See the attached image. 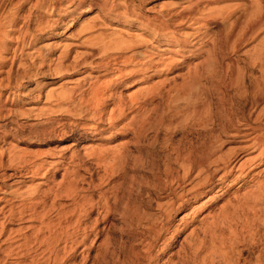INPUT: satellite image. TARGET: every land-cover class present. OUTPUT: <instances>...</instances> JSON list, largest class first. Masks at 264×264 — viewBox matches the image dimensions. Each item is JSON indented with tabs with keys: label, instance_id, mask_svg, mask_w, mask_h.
<instances>
[{
	"label": "bare ground",
	"instance_id": "obj_1",
	"mask_svg": "<svg viewBox=\"0 0 264 264\" xmlns=\"http://www.w3.org/2000/svg\"><path fill=\"white\" fill-rule=\"evenodd\" d=\"M64 1L66 2L64 7H60L59 5L58 8L70 14L82 10V6H84L86 0ZM99 1H103L105 3L102 2L104 6ZM228 1H235L237 3L224 7L215 6L213 8L211 6V4H221ZM106 2L104 0L93 1L94 5L102 8L103 11L106 10L107 12L105 13L114 22L121 24L120 27H116L117 29H112L115 31H112V34L110 33L111 35L106 31L104 33H107V35H100L102 34L100 33L98 34L99 36L95 35L97 37H91L93 34H96L97 28L102 24L98 25L95 23L94 25L92 23L93 25H90L88 23L89 25H82L78 31L77 44H80H76L80 48L86 49L85 53H81L82 51L80 52L81 54L77 52L78 55L76 53V56L71 60L72 52L69 48L71 45L69 44V46L66 45L62 48L60 54L54 59L55 61L52 59L54 62L50 61V63L46 60L48 58L45 59L46 55H43V52H39L40 50L37 51L39 53V56H37L41 58L38 65V67L40 66V72L41 68L46 65L48 66V71L45 72H49L48 75L51 76L50 81H41L42 87L45 88V86L55 84L54 82L58 80H66L67 82V79L75 76L78 77V75H82L83 77H79L74 86H63V83L61 85L63 87L61 88L60 86L61 89H56L57 91L53 90L51 92L47 91V105L45 109H41L38 112L34 110L11 111L7 114V117L16 115L21 118L34 117L35 120L42 118L44 120H41L39 124L34 126L36 127L33 130L34 139L46 140L47 138L53 137V140L60 142L73 140L75 146V142L84 140L87 135L92 134L95 137H100L105 132H111L113 129L117 130L121 125H123L120 129L121 133L133 134L135 138H141L144 135L145 129H147V125L149 122L151 123V119L155 115H159L158 120H160V123L164 122H161V120H165V117L157 111L156 104L158 102L156 103V101L158 99L165 101L167 99L166 97L168 99L173 97L174 101L176 99V106L174 104L170 120L176 118V122L182 121V123L183 120H186L189 122L188 124H190V121L195 124L198 122L197 124L201 127L200 129H203L208 134V137L210 136L211 141L209 143L207 141L205 146L200 149L196 148L197 150L194 148L195 150L189 149L185 151L184 149H178V147L174 149L176 156L174 155L173 164L175 168L170 165V160L168 161L170 163L168 165V171H166H170L171 180H173L171 183L173 185L171 184L172 188L168 193L164 192V190V195L160 198L163 201L171 199L161 202L162 204L159 203L161 215H157L159 217L155 220L159 225H162V230L157 231L155 228H151L153 230H151L153 236L147 242L145 241V245L142 244L145 246L144 253L140 254L138 252L137 254L131 252L134 256L130 259L131 263L129 261V264H156V261L152 259L153 257L150 253L155 246L154 243L165 234V229H168L167 225L171 223L174 214L180 210L187 209L192 202H198L202 196H206L208 199L198 207L206 208L207 205L209 206L215 200L213 195L225 190L228 191L233 185L238 184L239 187H246L247 189L249 184L254 181L251 173L264 162V120H262L264 118V110L261 111V115L259 111V117L258 119L256 118L257 120L254 123L247 120V117L245 118L246 115L242 120H235L236 123L232 120V114L226 109L224 111L226 102H232V99L229 97L231 95L228 93L229 96H224V92H222L223 95H221L219 103L223 107V115L220 116V120H208L210 106L206 98L199 92L200 90H198L204 88L202 81L217 78L218 72L215 65L219 59H215V50L216 47L218 48L220 41L217 46L215 43L217 37L215 36L216 32L213 31L212 26L220 24H225V26L227 24L228 26L229 24V28L224 27L227 30L230 29L227 32L228 34L226 30L225 34L223 32V35H228L226 36L227 38H224L229 44L231 43L232 48L228 45L226 46L234 51L238 49L247 37L250 38L260 30H263L264 0H186V3L184 5L182 4L183 6L181 8H172L165 13L162 12L153 16L145 14L140 9L145 0H131L133 6H137L139 9L126 5L128 2L123 8L119 6L107 7L108 3L106 4ZM207 3L208 7H206L207 5L204 6ZM36 7H38V2ZM240 11L243 13L237 17ZM11 21L16 23L14 20ZM46 29L48 28L38 25L37 30L39 34L34 35L31 33L30 35L32 42H37L44 38L46 36L44 34L48 32ZM109 30L111 31V29ZM219 34L222 35V32ZM38 35L44 36L39 38L37 37ZM87 36L88 38H86ZM222 40H224L223 37ZM221 43L223 42L221 41ZM209 45L211 47L213 45V47L208 48ZM224 47L225 45H222L221 48L223 49ZM228 47L226 48L228 49ZM34 52L36 50L32 53ZM187 56H191L192 58L205 57V59L202 60V63L200 62L201 64L199 63L194 68L187 69L188 71L182 74V84L175 86L169 84L170 87L168 88L167 81H164L165 78H163L164 80L161 79L162 82L159 81V83L154 82L155 84H152L150 82L155 76L161 73L165 74L166 71L168 73L172 71L175 65L183 66L186 63ZM223 56L221 55L222 59ZM175 57L176 60H174ZM259 61L264 62V47L257 53L253 64L259 63ZM229 66L225 67L229 69ZM30 69L33 70V68ZM225 71L228 72V70ZM30 73L31 70L28 74ZM28 74H21L19 76L20 83H17L16 87L8 85L5 87V90H9L11 94H18L21 88H23V83L27 81L32 82L31 79L36 81L37 77H40L38 75L39 72ZM231 76V86L237 88L240 82L239 74L235 75L238 79L234 78L233 75ZM74 81L76 80H73L72 83ZM138 83L149 85L145 88L138 89L128 99L126 97L116 98V91L124 87L126 89L134 88ZM36 88L40 87L37 86ZM36 88H32L31 91L36 90ZM194 88L195 91L193 90L192 92ZM196 89L198 90V94H196ZM186 92H188L187 94L191 93L187 95L189 98L184 100L182 99V95ZM254 96L256 104L260 105L264 100V88L259 89ZM201 97L205 98L202 101L203 103L200 101L202 100ZM181 101H185V104H180ZM199 102L202 104L200 105ZM253 106L255 105L253 104ZM135 110L137 114L131 118V122L127 123L129 114L131 115ZM209 117L213 118L211 115ZM56 118L62 119L59 120ZM68 118L69 120L73 119V122L67 120ZM161 125L163 126V124L159 126ZM26 132L28 131L26 130ZM30 136L32 137V135ZM225 138L229 140H225ZM227 143H231L233 147H229L225 151ZM179 147L181 148V146ZM129 152L127 146H122L118 150L106 148L102 150L100 146H94L85 153L86 157H80L75 152L71 156L66 157L65 153L56 154L49 151L46 153V160L44 161L37 159L42 156L41 154L35 153V155H32L30 153V155L28 154L29 152L16 153L14 151L4 154L5 152H3L0 158V171L5 169L7 171L13 170V174L10 177L17 179L16 186L24 187V184L29 181L40 180L35 185L37 186L35 190H31L30 188L22 191L20 189L21 187H19L7 191L5 196L0 199V204H2L0 206V239L5 238L3 243L11 244L10 248L5 252V259L15 256L18 258V263L15 264H22V259L31 257L32 264H64L67 258L65 259V252H61V249H58L61 243H66L67 247L64 248L65 251L71 244L70 252L74 251L76 253V248L74 247L86 245L91 236L100 239L102 237V231H98V219L102 213L103 217L107 219L113 213L115 205L111 203L113 201L111 198H107L108 196L106 195V199L104 193L101 195L102 197L104 195L103 203L100 200L98 202L94 201L93 198H84L78 204L79 213L75 222V230L72 233L69 231L73 225L71 221L76 214L75 210L66 212L65 206L60 201L65 197L71 199H74L75 196L80 197L84 189L80 188V185L78 187V182L79 184L86 182L80 176V172L87 171L89 165L90 167L93 166L96 168V171L104 172V175L100 177L102 181L101 185H103L106 179L115 176L117 172L127 168L129 165L128 160H130ZM6 156L8 158L4 160ZM133 163L135 164L136 162ZM61 171L64 172L61 182L48 191H42V187L48 184L50 185L54 180V176H58ZM177 172L178 174L175 175ZM180 172L181 174H179ZM168 174L166 175L170 179V174L169 176ZM92 177L93 175L90 174V178ZM186 185L190 187L186 188ZM251 187L243 195L238 196L237 205L235 203L232 205L233 200L232 202L229 201L226 203L227 205H224L220 209L221 211H218L219 215L216 214L217 212L214 213L216 216H213V218L211 216L213 221L208 222L209 225L203 229L202 236H197L196 239L194 238L195 236H192L195 240H193L190 246L191 252L185 255L184 260L181 258L182 262L179 264H216L217 258L220 259L221 264H251L250 256L255 252L256 247L260 250V254L256 258L257 263L255 264H264V246L260 249L262 245L259 244L262 240L260 233L243 232L232 228L233 223L239 219L238 215H236L239 210H253L255 211L253 213L257 216V205L261 201L264 202V180ZM196 208L192 207V209H195L194 211H196ZM134 210L136 211V209H133V213ZM95 212H97L99 218L94 219V222L88 223V219ZM133 213L129 212L132 215ZM52 215L54 216L52 217ZM210 215L209 213L207 219ZM149 220L151 221L152 219L149 218ZM261 221L264 225V217L261 218ZM151 222H154V218ZM14 223H30L31 226L18 230L17 232L19 234L13 236L11 230H8L7 227ZM141 223L143 222L141 221ZM34 224L37 225L35 226ZM243 225V229L249 227L248 222ZM226 228L233 230L227 237L224 235ZM147 230L150 229L148 228ZM28 231H31V233H28ZM145 235L147 236V233ZM13 243H17L18 245L13 247ZM187 251L189 252V250L185 252ZM121 252L123 253V251ZM107 254L109 253L107 252ZM97 257L99 258L97 255L89 260L85 259L82 264H87L90 261L92 262L91 264L101 263L102 261L97 260Z\"/></svg>",
	"mask_w": 264,
	"mask_h": 264
},
{
	"label": "rangeland",
	"instance_id": "obj_2",
	"mask_svg": "<svg viewBox=\"0 0 264 264\" xmlns=\"http://www.w3.org/2000/svg\"><path fill=\"white\" fill-rule=\"evenodd\" d=\"M93 1L94 0H86L84 6H82V10L76 13L68 14L65 10L58 8L59 5L60 7H64V5L66 4L64 0H58V1L57 0H0V24H1L0 25V158L3 152H5L4 154L10 151H14L16 153L29 152L28 154L32 153V155L33 154L35 155V153L41 154L42 156L38 157L37 159H39L40 161H44L46 160L45 157L46 153L49 151L56 154L65 153L66 157L71 156L72 153L74 152L79 154L80 157H86L85 153L88 151V149L90 150V148L94 146L97 147L100 146L102 150L103 149L105 150V148L118 150V148L122 146H127L129 148V151L131 153L133 152L132 154L130 152L128 154L130 156L129 157L130 160H128L129 162L128 164L130 166L128 165L127 168L120 170L115 174V176L109 179L105 178L106 179L105 184L101 185L102 181L100 180L101 179L100 177L104 175V172L99 170L96 171V168H94L93 166L90 167L89 165L88 166L89 169L87 168L88 169L87 171L85 170L80 172V176H82V178L86 180V182L83 184H79L78 182V187L80 185V188L84 189L81 192L80 197L75 196L74 199L65 197L62 201H60V203L65 206L66 212L75 210L76 214L71 221L73 225L69 231L70 233H72L75 230L74 229L75 222L77 220V215L79 213L78 204H80V202L83 201L84 198L87 199L93 198V200L97 202L99 200L104 201V195L105 198L107 196H108L107 198H111V200L113 201H111L110 199L109 200L111 201V203L115 205L114 211L111 214L112 216L110 215V217L107 219L103 217V213H102L101 217L99 218L97 212H95L87 221L88 223H91L94 222V219L99 218L97 226H98V231H102V237L98 239V238H94V236H91L86 245L74 247L76 248V253L74 251L70 252L71 244L65 251L64 248L67 247L65 242L61 243L58 249H61V252H65V259L67 258V261H65L64 264H82L85 259L89 260L90 258H93L94 256L97 255L99 256V258L97 257V260L99 259L100 261H102L101 263L99 262V264H127V263L129 264V261L131 263L130 259L132 258V256H134L132 255V253L134 252L137 254L138 252L140 254L144 253L145 246L143 245H145L146 242L151 239L150 237L153 236L151 233L153 230L151 228H155V230L157 231L162 230V225L161 224L159 225V223L155 222V220L161 215L159 203L164 201H169L171 199L170 198L169 200L167 199L164 201L161 200L162 196L164 195V192L168 193V191L171 190L173 185V183H171L173 180H171L172 177L171 174L169 173L170 171L169 172L167 171L170 162H171L170 165H172L173 168H175V165L173 164L174 157L176 156L174 149H177V147L178 149H182V150L184 149L185 151L189 149L195 150L196 148L200 149L201 147L205 146L207 141L208 143L211 141L210 136L208 137V134L205 131H203V129H200L201 127H199V124H197L198 122L195 124L194 122L190 121V124H188L189 122L186 120L185 121L187 123L184 120L183 123L180 120H179L180 122H176L177 121L176 118L170 120V115L173 112L172 109H174L173 108L174 104L176 106V99L174 101L173 97L170 99L166 97L167 99H165V101L162 99H158L156 101V103L158 102L156 104L157 111L158 113L160 112L165 117V120H161V122L162 121L164 122L160 123V120H158L159 115H155L154 116L155 119H153L154 117L151 119V123L149 122V124L146 127L147 129H145L144 135L141 138L139 137L135 138L133 134L121 133L120 129L123 126L121 125L117 128V130L113 129L111 132H107V133L105 132L100 137L97 136L95 137L92 134L87 135L85 136L84 140L75 142V146L73 140L60 142L57 140H53L54 139L53 137H52L53 139L47 138L46 140L34 139L33 130H35L36 128L34 126L39 124L41 120H44L42 118L35 120L34 117L21 118L16 115L12 117H7V114L10 113L11 111L16 112L17 110H34L35 112H38L41 109H45L47 105L46 95L48 92H51L56 89L59 90L63 86H68V87L74 86L76 84L75 82L78 81L77 79H79V77L80 78L83 77L82 75H78V77L75 76L70 79H67V82L66 80H58L54 82L55 84H50L49 86H45V88L42 87L41 81H50L49 79L51 76L48 75L49 72H45L48 71V66L46 65L43 68H41L42 73L40 72L39 69L40 66L38 67V65L41 58L38 57L39 53L37 51L40 50L39 52H43L44 54L43 53L42 54L46 55L45 59L46 58L49 59V60L46 59L47 61L54 62L55 61L54 59H56L57 56L60 54L62 48H64L66 45L69 46L70 44L72 46V47L69 46L72 52L71 53L72 55L71 60H72L73 57L78 55V53H80L81 51H82L81 53L86 52V49L84 48L82 49V47L80 48V46H77L80 44V43L77 44L78 31L80 30L82 25L83 26L85 24L95 25V23H97L98 25L99 24L103 25V26L99 25V28H97L98 29L97 32H95L96 34H93L91 37H94L95 35H98L100 33H102L100 35L103 34L107 35V33L112 34V31L113 32L115 31L112 29L114 28L117 29L116 27L121 26L120 23L114 22L112 18L109 17L107 13H105L107 12L106 10L103 11L102 8H100L97 5H94ZM104 1H107L106 2V4L108 3L107 7L119 6L123 8V6L128 2L126 5L137 8V6H133L131 0H104ZM37 2H38V7H36ZM102 2L103 1H99L100 4ZM185 3L186 0H145L143 6L140 7V9H142L145 14L153 16L158 13H162V12L165 13L168 10H171L172 8L173 9L174 8L176 9V7L181 8ZM234 3L237 2L228 1L221 4H211V6L213 8L215 6L224 7L228 5H234ZM104 4L102 6H104ZM204 6L208 7V3L205 4ZM241 13L243 12L240 11L239 14H237V17L241 16L240 15ZM104 14H106L105 15L106 17L104 16ZM11 20H14L16 23L12 22ZM38 25H42L45 28H48L46 29L48 30V32L44 34L46 36L41 40L37 42H32V38L30 35L31 33H33L34 35H37V33L39 34L37 30ZM224 27L229 28V24L228 26L227 24L226 26L225 24L212 26L213 31L216 32L215 36L217 37L215 43L217 44V46L220 41L219 44L220 47L219 46L218 48L216 47L215 50V56L216 57L218 56V58L215 57V59L217 60L219 59L218 61H216L217 66L215 65V67H217L216 70L218 72L217 78L202 81V84L203 83L205 84L202 85L204 88L203 89L200 88L198 90H200L199 92L202 93L203 97H205L209 103L208 105L210 107L209 106L208 107L210 111H208V115L210 113V115L213 116V118L209 117L210 116L209 115L208 120H220V116L223 115V112L226 109L228 112L232 114V120H234V122L238 120H242L243 117L246 115L245 118L247 117L246 118L247 120H250L252 123H254L255 120L258 119L259 114L260 115L262 114L261 111L264 110L263 109L264 100L259 105L256 104L254 98L255 97L254 94L258 92L259 89L261 90V88L262 89L264 88V62L262 63V61H259V63L253 64L255 62V57L257 53L260 52L261 48L263 49L264 47V28H262L263 30H260L256 35L250 38L247 37L246 40H244V42H242V44L238 47V49L233 51V49H229V47H231V43L229 44L227 41H225L224 38L228 36L227 32L230 29L227 30ZM262 27H264V25ZM109 29H111V31ZM219 29L222 31H220ZM106 31L107 33H104ZM225 31L227 34L224 36L223 32L225 34ZM221 32L222 35L219 34ZM44 35H38L37 37L40 38ZM222 37L224 40H222ZM86 38H88V36ZM221 41L223 43H221ZM225 42L226 44H224ZM221 44L223 46L225 45L223 49L221 48L222 47ZM226 45H228L229 47ZM209 47L212 48L213 45L212 47L211 45H209L208 48ZM226 47H228V49ZM34 50H36V52L32 53ZM221 55L222 56L224 55L227 58L225 57L226 58L225 59L223 56L222 59ZM36 57L37 59H35ZM52 59L54 61H52ZM204 59L205 57L192 58L191 56H187L185 61L186 63L183 66L175 65L172 71H169V73L168 71H166L167 73L165 72V74L161 73L157 75L158 77L155 76L154 79L152 78L150 82L152 84L159 83V81L162 82L161 79L164 80L163 78H165L164 81H167L168 88L170 87L169 84H171L172 86L180 85L183 82L182 74H185L188 71L187 69L191 67L194 68L200 62L202 63V60ZM174 60H176V57L174 58ZM218 62L219 64H217ZM33 64H35L37 67ZM225 66H229L228 67L229 69H227V67ZM30 68H33V70ZM30 70H31L30 74L39 72L38 75L40 77L39 78L37 77V79L34 78L36 79V81L31 79L32 82L27 81L25 82L26 84L22 82L23 88H21L18 94H11L9 90H5V87H7L8 85H12L16 87V84L20 83L19 76L21 74L27 75L30 72ZM225 70H228V72ZM237 74H239L238 77L240 79V82H239V86L237 85L238 87L236 86L237 88H235L234 86H231V77H232L231 75H233L234 78H237L235 76ZM73 80L76 81L72 83ZM151 83L150 85H152ZM62 84L63 86H61ZM141 85L142 84L138 83V85L135 86L134 88L126 89L124 87L119 89L118 91H116V98L126 97V99H128V97L132 93L138 91V89H142V87L143 88L147 87L149 84H143L142 86ZM37 86H39L40 88H36ZM32 88L33 89L36 88V90L31 91ZM195 88L192 89V92L193 90L195 91ZM198 90L196 89V94H198ZM222 92H224L223 93L224 96H227L229 93V95L231 96L229 95L228 96L232 99V102H226L224 111H223V107H221L219 103L220 97L221 95H223ZM187 93L188 92L184 94L186 95L185 97L184 95H182L183 97L181 96L182 99L186 100L187 98H189V96L187 95H189L191 92L189 94ZM237 94L238 96H236ZM192 98L190 99L192 100ZM205 98H202V100L200 101L202 102L203 100H205ZM202 103L199 102L200 105ZM180 104L184 105L185 101H181ZM253 104L255 106H253ZM253 109L255 112L252 111ZM166 111L167 112L169 111L168 112L169 115L167 114ZM136 114H137L136 110L135 112L133 111L131 115L129 114V120L127 121V123L131 122V118ZM161 114L160 116H162ZM56 119L60 120L62 118H56ZM168 119L170 120V122ZM67 120H69V118ZM262 120H264V118H262ZM69 121L73 122V119ZM165 122L167 123L166 125ZM160 124H163V126L162 125L159 126ZM30 128H32L31 129L32 132ZM214 128L216 129L215 126ZM26 130L28 132H26ZM30 135H32V137ZM225 140H229V139L225 138ZM38 143H44V144H38ZM177 145L181 146V148ZM225 147H226L225 149L226 151L227 148L233 147V145L231 143L229 144L227 143ZM170 153L171 154L173 153L172 154L173 156ZM7 158L8 157L6 156L4 160H7ZM169 160L170 162L168 163ZM133 162L136 163L134 164ZM122 171L123 173H121ZM63 173L64 172L61 171L58 176H54L53 178L54 180L51 182V184L43 186L42 191H48L50 188L55 187L56 184L61 182ZM168 173L170 174L169 177L170 179H168L166 175ZM11 174H13V170L7 171L5 169L0 171V199L5 196L7 191H11L12 189L21 187L15 185L17 179L10 177ZM90 174L93 175L92 178H90ZM176 174H178V172L175 173V175ZM179 174H181V172ZM116 175L117 176L119 175L120 177L118 176L117 178ZM251 177H254V181H252L249 184V187H247V189L246 187L243 188L239 187L238 184L233 185V187L230 188L228 191L225 190L226 192L222 191L221 193H216V195H213L215 197V200L211 202L209 206L207 205L206 208L198 207L201 206V204H203L204 201L208 199L206 198V196H202L198 200V202H192L187 209L180 210L176 214H174L171 223L167 225L168 229H165V234L163 235L162 238L156 241V243H154L155 246L150 253V255L153 257L152 259L156 261V264H175V263L179 264L180 262H182V260L185 259V255L191 252L190 246L192 245L193 240H195L197 236H202L203 229L209 225L208 222L213 221V219H211V216L212 218L213 216H216L214 213L217 212L216 214H218L219 213L218 211H221L220 209L224 205H227L226 203H228L229 201L232 202L233 200L232 205H234V203L237 205L238 196L243 195V193L248 191V188L250 189L252 188L251 186L264 180V162L261 165H259L255 169V171L251 173ZM39 181L40 180H34L32 182L29 181L26 184H24L25 185L24 187H21L20 189L22 191L28 190L30 188L31 190L32 189L35 190L37 187L35 185L39 183ZM114 187L116 188L114 189ZM189 187L190 186L186 185V188ZM103 193L104 195L102 197L101 195ZM1 205L2 204H0V206ZM192 207L195 208L197 207L196 211H194L195 209H192ZM133 209H136V211L134 210V213H133ZM256 211H257V216H255V213H253L255 212L253 210L250 211L249 209H246L245 211L239 210V212H237L236 214L238 215L239 219H237L236 222L233 223L232 228L236 230L238 229L239 231H243V232L249 231V233H257V234L260 233V235L262 236V240L259 243L260 245H262L260 247L261 249L264 246V225L261 221V218L264 217V202L261 201L258 203ZM129 212L133 213V215L138 214L139 216L138 215L133 216L132 214H129ZM127 213L129 214V216H127L128 215ZM209 213L211 215L207 219ZM147 215L150 216L149 218L152 220L154 218V222H151L152 220L150 221ZM53 216L54 215H52V217ZM128 217L131 219H129ZM141 221L143 223L140 224ZM247 222L249 227L243 229L244 226L243 224ZM151 223H153L152 224L153 227ZM34 225L36 226L37 224ZM27 226H31V224L14 223L8 225L7 229L11 230L12 235L15 236L19 234L17 232L18 230L25 228ZM148 228L150 230H147ZM225 230L226 231H224L225 232L224 235H226V237L229 236L230 232L233 231L228 228H226ZM28 233H31V231L30 232L28 231ZM146 233L147 236L145 235ZM192 236L193 237L195 236L194 237L195 239ZM144 237L146 240L144 239ZM4 239L5 238L0 239V264L18 263L17 261L18 258H16L15 256L11 258L7 257V259H5L6 258L5 252L10 248L11 244L3 243ZM140 240L141 241L143 240V242H141ZM17 245H18L17 243L16 244L13 243V247ZM184 249L185 251L189 250V252L188 251L185 252ZM104 250L106 253L104 252ZM214 250H216V248H214ZM121 251H123V253ZM254 251H253L254 253L250 256V260L252 261L251 264L253 262H254L253 264L257 263L256 258L260 254V250H258L257 247L255 248ZM107 252L109 254H107ZM124 255L126 256V258ZM181 258L183 259L181 260ZM217 260H216V264H221V262L219 261L220 259L217 258ZM21 261L22 264H32L31 257L22 259ZM91 263L92 262L90 261L87 264H91Z\"/></svg>",
	"mask_w": 264,
	"mask_h": 264
}]
</instances>
